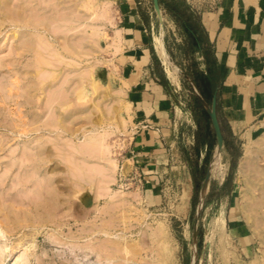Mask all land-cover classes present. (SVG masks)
I'll return each mask as SVG.
<instances>
[{
	"label": "rangeland",
	"instance_id": "rangeland-1",
	"mask_svg": "<svg viewBox=\"0 0 264 264\" xmlns=\"http://www.w3.org/2000/svg\"><path fill=\"white\" fill-rule=\"evenodd\" d=\"M147 1L150 7L152 0ZM122 2L0 0V229L4 230L0 264H87L93 256L85 245L106 239L85 232L90 237L85 241L82 231L100 223L103 213L114 225L109 231L123 234V246L130 245L128 254L125 248L121 253L120 245L117 251L113 242V251L118 252L113 256L115 264L122 263L121 254L133 255L127 259L121 255L123 264L128 259L129 264L152 259L151 264L157 243L163 242L151 244L152 229L167 236L164 241L172 251L169 262L156 258L152 264H264V207L257 223L242 209L247 183L254 179L238 168L244 147L264 134V118L239 122L231 129L225 101L219 102L225 145L215 168V135L204 106H210L211 92L192 79L198 78L196 55L189 60L182 54L191 47L182 45L187 36L181 23L187 15L162 13L155 37L164 39L172 50L180 44L172 58L167 56L173 75L166 72V82L173 103L166 155L152 164H140L132 148L130 106L124 96L122 105L112 100L122 89L108 44L119 43L114 27ZM105 8L111 15L106 21L91 18L90 27L81 24L85 16ZM172 8L181 13L185 5ZM95 29L101 33H94ZM90 30L92 36L101 37H90ZM78 88L81 98L75 94ZM112 106L118 110L110 115ZM105 130L111 132L105 136ZM101 134L116 163L115 181L103 194L97 187L99 178L90 170L104 163L84 148ZM106 147H100L104 155ZM256 149L253 163L264 170V145ZM258 192L253 190V196L259 198ZM186 194L187 206L182 207ZM111 196L125 200L120 205ZM87 198L92 199L91 206L84 204ZM99 210L104 211L100 216Z\"/></svg>",
	"mask_w": 264,
	"mask_h": 264
},
{
	"label": "crops",
	"instance_id": "crops-1",
	"mask_svg": "<svg viewBox=\"0 0 264 264\" xmlns=\"http://www.w3.org/2000/svg\"><path fill=\"white\" fill-rule=\"evenodd\" d=\"M147 3V0H123L114 27L119 33V43L108 44L109 60L116 67L131 109L132 148L140 164H152L165 157L173 103L165 67L154 46L160 17L153 2L151 8ZM179 3L185 8L176 13L172 6ZM158 5L161 14L187 15L181 23L187 36L182 45L191 47L189 53L182 54L189 60L196 55L194 61L199 72L198 78L192 79L210 90L211 101L215 99L225 145L218 109L221 100L225 101L231 129L238 127L239 122L264 118V0H221L218 10L200 14L192 12L184 0H158ZM162 40L172 58L180 44L172 50ZM225 110L224 115L228 116Z\"/></svg>",
	"mask_w": 264,
	"mask_h": 264
},
{
	"label": "bare ground",
	"instance_id": "bare-ground-1",
	"mask_svg": "<svg viewBox=\"0 0 264 264\" xmlns=\"http://www.w3.org/2000/svg\"><path fill=\"white\" fill-rule=\"evenodd\" d=\"M90 1V0H89ZM105 7H107L108 8V6H105ZM88 8V7H87ZM107 8H105L106 10H104V11H102V12H98V13H96V12H94V13H92V14H88L87 16H85L82 20H81V24H87L88 25V20H91V18H105L104 20L106 21V19L107 18H110L111 17V15L109 16L108 15V13H107V11H108V9ZM96 13V14H95ZM100 18V19H101ZM103 19H101V20H103ZM97 20V19H96ZM99 20V19H98ZM109 20V19H108ZM107 20V21H108ZM87 25H85V26H87ZM91 26V25H90ZM89 25L87 26V27H90ZM71 28H75V26L74 27H70V29ZM72 30V29H71ZM93 30H94V28H93ZM92 30V31H93ZM97 29H95V31H93L94 33H97V32H99V30H97ZM90 32H91V30H90ZM93 32H91L90 34L89 33H87L88 34V36L90 35V37L94 34ZM118 32V31H117ZM116 32V35H114V36H116V40H118V38H119V33H117ZM101 33V32H100ZM100 33H97V34H100ZM87 36V37H88ZM95 36H97V35H94V36H92L93 38L95 37ZM99 37H97L98 39L101 37V35H98ZM121 37V36H120ZM96 38V37H95ZM94 38V39H95ZM96 38V39H97ZM88 39V38H87ZM91 39V38H90ZM115 40V41H116ZM113 41H114V38H113ZM112 41V43L113 44H115L114 42ZM111 43V44H112ZM117 43V42H116ZM116 45V44H115ZM154 46H155V50H156V52H157V54L159 55V58H161V61L165 64V66L167 67L168 66V64H169V59H168V55H167V53H166V50H165V48H164V44H163V41H162V39H161V37L159 36H156L155 37V40H154ZM172 66V65H171ZM170 67V66H169ZM169 67H167L166 68V72H167V74H169L170 76H172L173 75V71L171 70V68H169ZM174 68V67H173ZM90 76H92V75H90ZM176 77V76H175ZM90 78V77H89ZM171 78V77H170ZM91 79V78H90ZM173 80V79H172ZM79 86V85H78ZM80 87H81V84H80ZM120 89V88H119ZM76 91H77V89H76ZM82 91H81V89L80 88H78V91H77V93H75V94H77L76 96H78L79 98H81V95H82V93H81ZM115 94H116V96L114 95V98H112V100L113 101H116L117 102V104L118 105H122V103L124 104V102H123V96H124V93H123V90H118V92L116 91L115 92ZM125 101V100H124ZM126 102V101H125ZM128 105H129V103L128 102H126ZM118 110V106L117 107H111V110L109 109V113H110V115L113 113V114H116V111ZM103 112V111H102ZM112 114V115H113ZM106 118H107V115H104ZM104 117V118H105ZM111 117V116H110ZM105 118V119H106ZM109 118V117H108ZM107 118V119H108ZM104 131V130H103ZM106 131V133L105 132H103L104 134H106L105 136H107V134H109L110 132H108L107 133V130H105ZM109 131V130H108ZM102 133V134H103ZM102 134H101V136H102ZM97 138V137H96ZM95 138V139H96ZM99 139V140H98ZM97 140H94L93 138H91L90 139V142H88L87 143V145L86 146H84V148L86 147V148H88V149H85V150H89V152L90 153H88V152H86L85 150H83L84 148L82 147V149H81V151H84V152H86V153H88V154H92V155H94V156H96V157H98L99 159H101L102 161H103V163H104V165L103 164H101V165H103V166H98V168H93V170H90V173L91 172H94V174H95V176L97 177V178H99V179H97V181L99 182L98 184H100V185H98L97 187H98V189H99V192H100V190H101V192L100 193H104L105 191L104 190H107V188H108V185H110L111 183H113L114 181H115V166H116V163H115V160L113 159V158H111L112 157V155H111V153H110V155H109V148L108 147H106V145H108V142H107V144H106V142H105V140H107L106 139V137H101V138H98ZM89 141V140H88ZM86 144V143H85ZM264 145V134L261 136V137H259V139H256V140H254L251 144H247L245 147H244V149H243V153H242V156H241V158H240V161H239V165H238V168H239V171L242 173V174H247L249 177H253V179L254 180H256V181H254L253 180V182H251V180L250 181H248V192H247V194L245 193L244 194V199H246L245 200V202H244V204L242 205V209L245 211V212H249V214H250V218L255 222V223H257V221H260V219L261 218H263L261 215H262V213H261V211H260V209L261 208H263L264 207V170H259V169H257L256 168V166L254 165V163H253V154H254V152L257 150L256 148H258V147H261V146H263ZM96 146H98V147H96ZM109 146V145H108ZM100 147H106L105 149H106V151H108L107 153L108 154H106V155H104L106 152H104L103 151V153L101 152V149H100ZM97 148H99V149H97V151H96V149ZM107 148H108V150H107ZM80 149H78V151H79ZM98 150H99V152H98ZM102 150H103V148H102ZM216 151H217V148H216ZM80 152V151H79ZM102 154H101V153ZM110 152H111V150H110ZM81 153V152H80ZM83 153V152H82ZM217 155H216V158H215V162H214V167L216 168V167H218L219 168V164H218V160H219V157H220V152H218L217 151ZM111 156V157H110ZM254 173V174H253ZM255 173H257L256 175H255ZM258 175V176H257ZM86 179V178H85ZM90 179V178H89ZM92 179V178H91ZM84 180V179H83ZM87 180V179H86ZM85 180V181H86ZM85 181H83L84 183H85ZM90 181V180H89ZM88 181V182H89ZM87 182V181H86ZM91 182H93V180L91 181ZM95 182V181H94ZM207 188H208V186H207V183L204 185V187H203V190L204 191H207ZM255 189H257L259 192L258 193H260V196H259V198H257L256 196H253L254 194L252 193L253 192V190H255ZM120 192V191H119ZM118 192V193H119ZM122 192V191H121ZM256 191H254V193H255ZM120 194V193H119ZM113 195H117V194H113ZM112 195V196H113ZM121 195H122V197L124 196V194H120L119 196L121 197ZM110 197L111 198V200L113 201V199H114V201H118V202H121V204L120 205H122V201H120V200H125V198L124 199H118V198H120V197H116V196H114V197ZM118 196V195H117ZM126 197H127V195H125ZM187 198H188V195L186 194L185 196H183L182 198H181V200H182V202H181V206L182 207H186L187 206ZM249 200V201H248ZM128 201H129V199H128ZM128 201H126L127 203H129ZM126 202H123L124 204V206H125V204H126ZM127 206H128V204H127ZM131 209H132V207H131V204H130V206H129ZM128 207V208H129ZM121 208V207H120ZM126 208V207H125ZM124 208V209H125ZM123 209V208H122ZM123 209V210H124ZM105 210V209H104ZM108 210V209H107ZM126 210V209H125ZM262 210V209H261ZM101 210H99L98 211V215L100 216L101 214H99V212H100ZM130 211V210H129ZM128 211V212H129ZM131 211H133V210H131ZM130 211V212H131ZM104 211H101V213H103ZM107 212H109V211H106V214H108ZM111 212V211H110ZM122 212H126V211H122ZM122 212H121V216H122ZM263 212V211H262ZM104 214L105 213H103V215H101V216H103V218L102 219H100V223H98L97 221H96V219L98 220V218H99V216H97L96 217V219H94L95 221H96V223L95 224H92V226L91 227H89L87 230H86V228H85V230H84V228H83V230L84 231H82V233H84V235H85V241H87V238L89 239L91 236H96L97 234L98 235H101V236H103L108 242L107 243H109V244H111V245H108L107 243H106V240L105 241H103V240H101V241H98L99 239H97V240H95V241H98V242H96V243H91L90 245L88 244V245H85V246H87V248H88V254H91L92 256H93V261H88V263L87 264H115V260L114 259H116V258H113V256H114V254H117L118 252H121L122 253V251H123V249L122 248H125V246H123V240H124V245H126L125 244V236L123 235V234H118V233H111L110 231H109V229H111V228H113L112 226H114V225H112L111 223V221H110V216H109V218L107 219V221L109 220L110 221V223H107V221H106V217L104 216ZM111 215H113V214H111ZM128 215V214H127ZM108 216V215H107ZM124 217L126 216L125 214L123 215ZM105 217V218H104ZM112 217V216H111ZM127 217V216H126ZM113 218V217H112ZM128 218H130L129 216H128ZM128 218H124L125 219V222H126V219H128ZM122 219H123V217H122ZM124 219H123V222H124ZM223 219V218H222ZM58 220V218L56 219V221ZM61 220V219H60ZM93 220V221H94ZM114 220V219H113ZM56 221H54L55 223H57ZM92 221V222H93ZM108 221V222H109ZM116 222V221H115ZM128 222H129V219H128ZM51 223V222H50ZM59 223V222H58ZM56 224V226H59V224ZM224 223V222H223ZM87 224H89V223H87ZM87 224H85V225H87ZM91 224V223H90ZM90 224H89V226H90ZM115 224V223H114ZM125 224H127V223H125ZM221 224H222V221H221ZM258 224H260L261 225V223L259 222ZM62 226V225H61ZM111 226V228H109ZM217 227V226H216ZM220 227H222V226H220ZM81 230V229H80ZM4 230L3 229H0V237H1V235H3V232ZM64 231V230H63ZM62 232V231H61ZM87 232H89V234L88 235H90V237L89 236H87V234L86 233ZM223 232V231H222ZM79 233V232H78ZM223 234V233H222ZM100 236V237H101ZM107 237V238H106ZM150 237H152V239H151V244H153L154 245V243L155 242H160V240L162 239L163 240V244L160 242V244H162V245H160L159 243H157L158 245H159V249H155L156 250V252H157V257L156 258H158L159 259V261L161 260V261H167L168 260V262H169V259L170 260H172L170 257H171V253H172V251H171V249L169 248V243H168V240H166V242L164 241V239L166 238L167 239V236L166 237H164V233L162 232V231H160L159 229H152V231H151V233H150ZM75 238V237H74ZM108 238H111V239H113V240H111V242H109V239ZM91 239H93V237L91 238ZM152 240L153 241H155V242H152ZM116 243V245H117V243L120 245L119 247L122 249H120V251H118V245L116 246L117 247V251H113V249H114V246H113V244L114 243ZM122 245H121V244ZM127 244H128V242H126ZM87 244V243H86ZM111 246H113V247H111ZM130 245L128 244L127 246H126V252H127V250H129V247ZM116 247H115V249H116ZM151 247H152V249H151ZM86 248V249H87ZM112 248V252L111 251H109L110 249ZM128 248V249H127ZM114 249V250H115ZM154 249V247L153 246H150V250L149 251H151V250H153ZM125 251V250H124ZM115 252V253H114ZM117 252V253H116ZM126 252H124V253H126ZM152 252V251H151ZM151 252H150V254H151ZM134 253V257L133 258H135V252H133ZM132 253V254H133ZM153 253V252H152ZM155 253V252H154ZM127 254H128V252H127ZM131 254V255H132ZM118 255H120V253L118 254ZM117 255V256H118ZM122 255V254H121ZM120 255V258H119V260H122V263L121 264H123V259H122V256H124V255H122L121 256ZM152 255V254H151ZM154 255V254H153ZM116 256V255H115ZM116 256V257H117ZM129 256H130V254H129ZM129 256H124V257H126V259L127 258H129ZM133 256V255H132ZM132 256H130V258H132ZM155 256V255H154ZM119 257V256H118ZM117 257V258H118ZM123 257V258H124ZM152 258H153V256H151ZM113 258V259H112ZM156 258H155V260H156ZM125 258H124V260H126ZM114 260V261H113ZM117 260V259H116ZM133 260H135V259H133ZM151 260L152 259H150V262H151ZM153 260H154V258H153ZM155 260L154 261H152V263L153 262H155ZM129 261V262H128ZM128 263L127 264H129L130 263V259H128ZM160 261V262H161ZM114 262V263H113ZM118 262V261H117ZM117 262H116V264H117ZM120 262V261H119ZM118 262V264H120ZM126 262V261H125ZM136 262V261H135ZM147 262H149V261H147ZM147 262H144V261H142V263H144V264H147ZM150 262H149V264H150ZM164 262H162V263H164ZM132 263V262H131ZM139 263H140V261H139ZM151 263V264H152ZM167 263V262H166ZM77 264H83V263H80V262H78ZM133 264V263H132ZM137 264V263H136ZM141 264V263H140Z\"/></svg>",
	"mask_w": 264,
	"mask_h": 264
},
{
	"label": "water",
	"instance_id": "water-1",
	"mask_svg": "<svg viewBox=\"0 0 264 264\" xmlns=\"http://www.w3.org/2000/svg\"><path fill=\"white\" fill-rule=\"evenodd\" d=\"M152 2H153V6H154L155 11L157 12L158 16L160 17L161 11H160V7L158 5V0H152ZM204 106H205V108L209 114L210 121H211L213 130H214V133H215L217 151L221 152L223 149L224 140H223L222 131H221V128H220V125H219V122H218V119L216 116L215 99L214 98L212 99L209 107L206 106L205 104H204ZM205 182H207V180H205L204 183ZM84 204L86 206H91L92 205V199L87 198Z\"/></svg>",
	"mask_w": 264,
	"mask_h": 264
},
{
	"label": "built area",
	"instance_id": "built-area-1",
	"mask_svg": "<svg viewBox=\"0 0 264 264\" xmlns=\"http://www.w3.org/2000/svg\"><path fill=\"white\" fill-rule=\"evenodd\" d=\"M190 10L194 13L213 12L218 10L221 0H185Z\"/></svg>",
	"mask_w": 264,
	"mask_h": 264
}]
</instances>
